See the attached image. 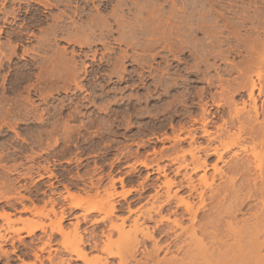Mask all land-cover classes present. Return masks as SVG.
Returning a JSON list of instances; mask_svg holds the SVG:
<instances>
[{"label": "rangeland", "instance_id": "obj_1", "mask_svg": "<svg viewBox=\"0 0 264 264\" xmlns=\"http://www.w3.org/2000/svg\"><path fill=\"white\" fill-rule=\"evenodd\" d=\"M8 1L6 0L3 6L0 0V42L3 43L1 47H5L4 44L8 45L10 41L11 44L22 41L18 45L17 55H13L10 61L2 58V61L7 60H4L0 67V210L4 208L6 211H13L12 219L29 218L32 222L49 224L50 219L54 218L52 214H49V219L41 215L34 217L28 212L17 211L21 208L17 198L21 195L35 197L37 199L35 205L40 209L47 196L52 195L58 202L54 208L59 211L62 202L59 194L66 195L63 185H67L70 191L76 193L77 196L73 201L79 204V207L66 218L63 223L66 227H70V222L75 221V215H79L81 219V226L79 225L81 230L88 228L87 230L90 231L93 228L94 231H98L97 234L100 230H106L111 223L118 224L120 222L118 218L106 215L109 204L113 202L116 205L115 215H130L129 220H125L122 234H126L127 229L132 230V219L135 217L140 228L148 227L151 231H156L153 226L155 220L161 219L160 228L163 226L162 229L168 231L170 226L168 227L167 224L175 217L182 218V227L189 225L188 215L184 212L187 202L195 207L204 206L200 214L206 217V220L204 217L203 220L209 227L211 226L208 230L216 234L217 242L224 241L223 250L234 241L237 242L240 238L235 232H229L232 228L227 225L230 223L236 225L235 222L250 219L251 213L256 210L254 207L256 201L250 198L245 200L248 204L242 205L241 210H229V205L230 209L231 204L233 207L232 201L228 200L229 197L223 198L222 201L218 199L217 201H220L218 203L215 197L213 199L210 189L206 188V183L211 182L214 174L212 165L215 162L220 172L215 173L213 181L215 187L223 186L222 184H225L227 178L232 175L230 165L235 161L246 160L251 166L247 180L245 176L236 175L235 189L245 188L246 183L251 185L249 179L252 177L257 182V175L264 170V111L258 115L256 121H249L247 117L249 105L242 104V101L247 99L246 92L239 91L231 96L230 92L226 94L222 90L230 80L235 86L234 77L237 73L232 64L242 65L243 53L249 57L240 38L249 43L255 36L250 28V21L245 19L244 26H240V18L252 17L255 13H259L264 24V0H146L140 12L138 9H133L132 5L131 7L124 5L125 0H108L110 4L105 9L101 8L102 0H93L95 2L45 0L53 4V6L47 5L46 8L32 0H21L23 2L19 0L20 3L14 0L13 4ZM140 1L143 3L144 0ZM70 5L78 8L74 9L72 6L71 8ZM95 5L99 9H95L97 8ZM65 8L69 9V15ZM144 8L147 9L143 10ZM5 9L7 11L3 13ZM83 9L87 13H84ZM12 10H15L13 12L17 15ZM61 10L65 11L63 13L66 15L61 14ZM60 11L61 19L55 21L53 18L59 15ZM74 13H77L78 17ZM70 15L74 18V23H78L75 24L76 26H82V23L84 25L87 22L89 24L93 18L94 21L99 20L101 15L102 18L107 19H103V23L108 24L109 27H104L106 29L103 28L101 33L98 32V28L95 27L96 30L93 27L95 33L87 29L90 34L83 32L82 35V32L76 31ZM121 15L123 25L120 22ZM91 24L94 25L95 22ZM56 27L58 30H55ZM72 27L76 32L69 29ZM236 28L237 31H233ZM14 31L22 32V34L19 32L21 36L23 35L19 41L16 40ZM123 31L127 33L125 36L121 34ZM130 31L135 33L132 36L133 40L128 35ZM72 32H74L73 36L76 33L81 36L78 38V35H75L77 41L83 39L81 45L74 41L75 37H71ZM263 32L260 43L255 45L258 55L256 54V61L248 68L249 73H264ZM55 33L57 36H54ZM86 34H88L86 38L90 40L84 39ZM99 36H104L102 44L96 42ZM41 39H47L45 42L49 41L44 43ZM238 45L243 51L240 57L231 52ZM26 47L30 50L23 54L22 51ZM63 50L67 58L75 59L77 71L79 70L76 80L67 81L61 77L55 78L54 75L47 78L41 75L43 76L41 78L40 74L37 75L43 71L45 74L50 73L53 66L56 69L59 66L58 74L63 75L68 66L58 63L56 66L53 62L54 58L56 60L61 56ZM94 50L96 53L92 59ZM84 52L88 53L86 59L82 55ZM124 52L127 56L120 64L117 59ZM82 64L88 66L84 68ZM23 74L25 77H22ZM38 76L40 78L36 80ZM18 81V90L14 91L12 86ZM262 84L264 87V81ZM202 103H206L205 107L212 117V122L207 126L211 140L201 135L199 127ZM66 126L69 127L67 130L70 131L69 136L64 131ZM55 139H57L56 144ZM210 142L212 145H209ZM205 145L212 147L217 145L221 150L224 146L225 152L220 161H217L214 155L207 158L208 167L202 177L203 172L197 166L206 159V154L202 150ZM32 163L34 167L30 173L35 182L33 184L31 180L20 177L27 172V167ZM42 166H48L49 169L45 170ZM7 168L12 169V172L7 173ZM50 172L53 173L51 177H49ZM40 174L42 177L39 176ZM234 175L233 173L231 177ZM111 178L115 182L114 185H111ZM23 184L29 191L24 189ZM91 184L94 186L90 187ZM128 189L129 192L126 191ZM200 191L204 195L202 198L199 196ZM227 193L231 194L230 191ZM6 195L12 196L9 201L13 202L17 210L5 205L6 199H1V196ZM167 197H170L167 210L161 214L155 213L160 203H163ZM69 201L71 200L67 199L64 203ZM229 202L231 204L227 205ZM23 203L32 206L28 200H23ZM226 205L230 211L228 213L225 212ZM245 207L248 209H244ZM128 208L132 209L130 214ZM49 209L50 205H45V212ZM87 209L91 212L87 214V220L83 221L82 213ZM174 210L178 213L175 214L176 216L173 214ZM149 213L152 214V220L147 219ZM205 213L212 217L207 218ZM108 217L112 220L110 221ZM93 220L96 222L91 223ZM22 226L21 222L7 225L5 220L0 218V232L6 238L5 242L0 240L1 248L10 251L8 259L0 255V264H22L32 261L31 250L26 247L31 244V238L26 237L24 231H20L19 237L24 241L22 242L19 241L18 234L10 231L11 228ZM46 229L48 234L49 227L47 226ZM174 231L184 235L179 228H172L168 235L155 232V239L161 242L160 244H169L171 250L163 248L164 250L157 254L159 260L162 257L163 259L172 256H178V259L180 256L182 259L185 257L183 254L185 248H178L184 245L180 242L184 236L180 235L182 238L179 240L175 238ZM41 236L43 237L44 234L36 232L34 240L36 246L40 243L36 238ZM138 237L144 242L145 247L143 243L142 246L139 245L140 248L138 247L132 258L123 249L125 238L121 233L113 232L109 244L113 245L109 247L113 255L107 259L112 264H118L119 259H122L121 261L127 259L126 261L131 264L140 260V262L146 261V251L151 250L152 241H143L141 235ZM59 239L60 237L56 236L52 242L60 241ZM114 239L116 240L113 241ZM241 240L243 242L247 240L246 244L241 242L243 251L239 253L234 249L236 254L232 255L230 247L227 248V252H221L219 249L220 252H216L219 258L215 254L217 257L213 256L212 264H218L215 260L220 261L219 264H245L242 262L247 259L250 261L245 255L250 250V240L247 238ZM206 241L209 239L204 242ZM244 246L248 248L245 249ZM13 247L16 249L12 253ZM94 254L96 255V253L89 254L97 258L91 264H97L99 260L103 261L106 256L103 253H98L97 256ZM197 256L201 258L202 255ZM243 256L246 259H243ZM201 260V263L207 264L203 257ZM248 260L246 264H249Z\"/></svg>", "mask_w": 264, "mask_h": 264}, {"label": "bare ground", "instance_id": "obj_2", "mask_svg": "<svg viewBox=\"0 0 264 264\" xmlns=\"http://www.w3.org/2000/svg\"><path fill=\"white\" fill-rule=\"evenodd\" d=\"M8 1V0H7ZM12 1L14 2V0H9L8 2H11L12 3ZM19 1V0H18ZM21 1V0H20ZM20 1H19V3H20ZM33 2H35V3H39L40 4V6L41 5H44V7L46 8L47 7V5L49 6H53V4H50L49 2L47 3V1L45 2V0L44 1H40V0H32ZM31 1V2H32ZM58 1V0H57ZM60 1V0H59ZM61 1H63V0H61ZM70 1V0H69ZM75 1V0H74ZM84 2H85V0H83ZM88 1H90V0H88ZM93 1V0H92ZM124 1V0H123ZM4 2H6V0H1V5H3L4 6ZM21 2H23V1H21ZM26 2V1H25ZM29 2V1H28ZM27 2V3H28ZM66 2V1H65ZM71 2V1H70ZM70 2H68L69 4H70ZM80 2H81V0H80ZM93 2H95V1H93ZM108 0H102L101 1V3H102V5H101V8H106L107 7V5H109L108 4ZM126 2V3H125ZM125 4L124 5H132L134 8L133 9H138L139 10V12L142 10V7L144 6V4H146V0H144L143 1V3L140 1V0H125ZM15 3V2H14ZM30 3V2H29ZM57 3V2H56ZM59 3V2H58ZM62 3V2H61ZM60 3V4H61ZM83 3V2H82ZM81 3V4H82ZM87 1H86V6H87ZM92 3V2H91ZM101 3H99V4H101ZM122 3V2H121ZM13 4V3H12ZM63 4H64V2H63ZM68 4V5H69ZM73 4V3H72ZM78 4V3H77ZM76 4V5H77ZM123 4H122V6H123ZM6 5V4H5ZM20 5V4H19ZM120 5V3H118V6ZM57 6V5H56ZM72 5H70V7H71ZM74 6H75V4H74ZM81 6V5H80ZM84 6H85V4H84ZM94 6V5H93ZM95 6H97V5H95ZM121 6V7H122ZM142 6V7H141ZM146 6V5H145ZM69 7V8H70ZM73 7V6H72ZM71 7V8H72ZM82 8H84L83 6H81ZM99 7H100V5H99ZM124 7V6H123ZM131 7V6H130ZM130 7H128L127 6V8H129L130 9ZM4 8H6V7H4ZM74 9L75 8H78V7H73ZM125 8V7H124ZM123 8V9H124ZM126 8V9H127ZM15 9V8H14ZM66 9V8H65ZM87 9V8H86ZM95 9H99L98 8V6H97V8L95 7ZM103 9V10H104ZM122 9V10H123ZM129 9H127V10H129ZM145 9H147V8H144L143 10H145ZM101 10V9H100ZM112 10H114V9H112ZM137 10V11H138ZM4 11L6 12L7 10L5 9V10H3V13H4ZM10 11V10H9ZM13 11H15V10H12V12ZM35 11V10H34ZM62 11V10H61ZM61 11L60 12H58L59 13V15H57V16H54L55 18H53L54 20L55 19H58V20H60L61 19V15H60V13H61ZM66 11L68 12V15H69V9L67 10L66 9ZM76 11V10H75ZM74 11V12H75ZM82 11V10H81ZM97 11V10H96ZM126 11V10H125ZM130 11V10H129ZM2 12V11H1ZM16 12H17V10H16ZM63 12H65V11H62V13L61 14H65L66 15V13H63ZM70 12H71V10H70ZM83 12H84V9H83ZM100 12V11H99ZM98 12V13H99ZM13 13H15V12H13ZM36 13V12H35ZM73 13V12H72ZM78 13V12H77ZM77 13H74V15H76ZM84 13H87V12H84ZM83 13V14H84ZM112 13H114L113 11H112ZM123 13H124V11H123ZM7 15H8V13H6ZM6 14H4L3 16L6 18ZM9 14H12V13H10L9 12ZM83 14H80V16L81 15H83ZM138 14V13H137ZM148 14H150V13H148ZM14 15V14H13ZM15 15H17L16 13H15ZM34 15V14H33ZM39 15V14H38ZM64 15V16H65ZM72 15V14H71ZM69 16V17H71V20L73 19V24H74V27L76 26L75 24H78V23H74V16L72 17V16ZM12 16V15H11ZM43 16V15H42ZM77 17H78V14L76 15ZM86 16V15H85ZM16 17V16H15ZM35 17V16H34ZM38 17V16H37ZM53 17V16H52ZM63 17V16H62ZM68 17V16H67ZM68 17V18H69ZM105 17V16H104ZM122 17V15L120 16V18ZM124 17V16H123ZM14 18V17H13ZM42 18V17H41ZM65 18V17H64ZM76 18V17H75ZM82 18H84V17H82ZM92 18H93V16H92ZM91 18V19H92ZM99 18L101 19H99V20H96V21H94V18L92 19L94 22H95V24H94V22L92 21V20H90V21H92L91 23H93L94 25H92L91 23H89V24H87V23H85L84 25H83V23H82V26H76V31L78 32V30L80 31V32H82V35H83V32H89V31H86L87 29L88 30H95L96 28H98L99 29V33H101L100 31L104 28V27H109V26H107L105 23H103L104 21H103V19L104 20H107V19H105V18H102L101 17V15H99ZM137 18V17H136ZM70 19V18H69ZM96 19V18H95ZM98 19V18H97ZM245 19H248L249 21H250V28L253 30V33H255V36L249 41V43H248V41L247 40H243L242 38H240L241 40V43H242V45H243V48H245L246 49V52H247V54L249 55V57H247V55L246 54H244L243 53V55H242V48L238 45V46H236V48L235 49H232V51L231 52H233L236 56H241L242 55V59H241V63H242V65L240 64V63H238V65L239 66H237V65H235V63H233L232 64V66H233V68H235V71H236V73H237V76L236 77H234L235 79V81H234V83H235V86L233 85V84H231V80H230V83L228 82V85L227 86H224V87H222V90H224L225 92H226V94H227V92H230L231 93V96L233 95V94H235L236 92L238 93L239 91H241V92H246V95H247V99L245 100V101H242L243 103V105L245 106V103L246 104H248L249 105V110L247 111V117H248V119H249V121H256L257 120V118H258V115H260V114H262L263 113V111H264V100H263V97L264 96H261V95H264V87H263V84H262V82L264 81V73H262V72H256V73H249V71H248V68L252 65V63H254V61H256V57H257V55H258V51L256 50V46L255 45H257V44H259L260 43V41H261V32L262 31H264V24H262L263 23V21H262V16H261V14H259V13H255L254 14V16H252V17H241L240 18V26L242 25V26H244V21H245ZM35 20H37V18L35 19ZM42 20V19H41ZM57 20V21H58ZM66 20V19H65ZM116 20H118V19H116ZM122 20V18L120 19V22L122 23L123 21H121ZM40 21V20H39ZM56 21V20H55ZM63 21H64V19H63ZM145 21V20H144ZM151 21V20H150ZM34 22V21H33ZM60 22V21H59ZM72 22V21H71ZM106 22V21H105ZM146 22H147V20H146ZM145 22V25H147V23ZM36 23V22H35ZM61 23V22H60ZM59 23V24H60ZM62 23H64V22H62ZM107 23V22H106ZM121 23H120V25H121ZM37 24V23H36ZM57 24H58V22H57ZM56 24V25H57ZM55 25V26H56ZM80 25V24H79ZM106 25V26H105ZM122 25H123V23H122ZM121 25V26H122ZM73 26V25H72ZM95 29H94V28ZM141 27V26H140ZM61 28V27H60ZM64 28V27H63ZM66 28V27H65ZM67 28H68V26H67ZM93 28V29H92ZM69 29H75V28H69ZM68 29V30H69ZM104 29H106V28H104ZM261 29H262V31H261ZM55 30H58L57 29V27H56V29ZM65 30H67V29H65ZM91 30H90V32H91ZM97 30V29H96ZM108 30V29H107ZM237 31V28L236 29H234L233 31ZM1 31V30H0ZM75 30H74V32H76ZM15 32V31H14ZM21 34H22V32L21 31H19ZM16 33L15 32V38H16V40L17 41H19L20 40V38L23 36H21V34L20 33ZM74 32H72L71 33V37H75L76 38V36L78 35V33H76L74 36H73V34H74ZM79 32V34H81ZM90 32H89V34H90ZM104 32V31H103ZM54 33V32H53ZM63 33V31L61 32V34ZM65 34H66V31L64 32ZM68 33V32H67ZM92 33V32H91ZM94 33H95V31H94ZM98 33V34H99ZM264 33V32H263ZM13 35H14V33H12ZM85 34V33H84ZM122 34V36H125L127 33H125L124 31L121 33ZM236 34H238L237 32H236ZM1 35V34H0ZM28 35V34H27ZM32 35V34H31ZM56 35V33L54 34V36ZM87 36H84V39H88V38H86V37H88V34H86ZM93 36H95L94 34H92ZM91 35V36H92ZM107 35V34H106ZM128 35L129 36H134L135 35V33L133 32V31H130V32H128ZM36 36V35H35ZM57 36V35H56ZM90 36V37H91ZM96 36H98V35H96ZM95 36V37H96ZM81 36H79L78 35V38H80ZM83 37V36H82ZM94 37V38H95ZM104 37V36H103ZM103 37H98L97 39H96V42H98V44L100 43V44H102V42L104 41L103 39ZM44 38H45V36H44ZM103 38V39H102ZM135 38V37H134ZM11 39H14V38H11ZM25 39V38H24ZM42 41H44V43H47V42H45V40H47V39H45V40H43V39H41ZM83 40V39H82ZM81 40V41H82ZM88 40H90V38L88 39ZM131 40H133V37H132V39ZM130 40V41H131ZM7 41H9V39L7 40ZM22 41V40H21ZM20 41V42H21ZM71 41V40H70ZM76 43H78V44H80L81 43V41L80 40H78L77 41V38L74 40ZM85 41V40H84ZM93 41V40H92ZM247 41V42H246ZM11 42V41H10ZM8 43V45L7 44H4V45H6L5 47H1V45L3 44L2 42H0V67H1V64L3 63V61L4 60H9L13 55H17V49L19 48L18 47V45H19V43L20 42H15V43H13V44H11V43ZM13 42H14V40H13ZM67 42H69V40L67 41ZM87 43L88 42H90V41H86ZM94 43H95V41H93ZM5 43V42H4ZM42 43V42H41ZM82 43H85V42H82ZM218 43V42H217ZM21 44V43H20ZM90 44V43H89ZM134 44V43H133ZM39 45V44H38ZM44 45V44H43ZM48 45V44H47ZM81 45V44H80ZM149 45V44H148ZM3 46V45H2ZM33 46V45H32ZM42 46V45H41ZM91 46V45H90ZM43 47V46H42ZM108 47V46H107ZM2 48V49H1ZM245 49H244V51H245ZM27 50H30L29 48L27 49V47L22 51V53L23 54H25L26 53V51ZM64 50H65V48H64ZM63 50V52L60 54L61 56L59 57L58 55H56V56H58L59 58H57L56 60H55V58H54V65H56V66H58V64H61L62 66L64 65V66H68V69H66L67 71H65V73H63V75H60L59 76V72H58V69H59V66H58V68L56 69V67L55 66H53L52 68H53V70H54V74H53V70L52 71H50V73L49 72H46V74L44 73V71L43 72H41V73H38L37 75H39L40 74V76L41 75H43V76H45L46 78L47 77H49L50 75L51 76H53V77H55V78H59L60 79V77L61 78H63L64 80H67L68 81V79H70V80H76V75H78L77 73H78V71H77V69L78 68H76V62H75V59L74 60H72L73 59V57L71 58L70 57V59H69V57L67 58L66 57V54H65V51ZM33 51H34V49H33ZM73 52V51H72ZM217 52V51H216ZM245 52V53H246ZM36 53H38V52H36ZM95 53H96V50H94V52H93V54H92V59L94 58V55H95ZM221 52H219V54H220ZM104 54V53H103ZM122 54V53H121ZM257 54V55H256ZM21 55V54H20ZM73 55V54H72ZM74 55H76V54H74ZM79 55V54H78ZM83 57H85V59H86V56L88 55V53H86V52H84L83 54ZM81 55V56H82ZM119 55V54H118ZM256 55V56H255ZM90 56V55H89ZM126 53L124 52V54H122L117 60L120 62V64L126 59ZM80 57V56H79ZM2 58H7V59H4L3 61H2ZM100 59V58H99ZM83 59H81V61H82ZM10 61V60H9ZM84 61H82V63H83ZM56 63H58V64H56ZM86 63V62H85ZM5 64V63H4ZM45 64V63H44ZM87 64V63H86ZM85 64V65H86ZM48 66V65H47ZM69 66H72L71 68L69 67ZM82 66H83V64H82ZM88 66V65H87ZM87 66H83L84 68L85 67H87ZM123 66V65H122ZM4 67V66H3ZM49 67V66H48ZM77 67H78V65H77ZM41 68V67H40ZM60 68H62V67H60ZM40 71H42V70H40ZM46 71V70H45ZM58 74V75H57ZM62 74V73H61ZM28 75V74H27ZM43 76H41V78H43ZM57 76H59V77H57ZM22 77H25L24 76V74H23V76ZM37 78H40L39 76L38 77H36V80H37ZM52 78V77H51ZM233 78V77H232ZM21 79V78H20ZM5 79H3V81H4ZM233 80V79H232ZM44 81H45V79H44ZM56 82V81H55ZM233 82V81H232ZM3 85V84H2ZM18 86H19V81L18 82H15V86L13 85L12 86V89L15 91H17L18 90ZM37 87V86H36ZM34 89V88H33ZM223 91V92H224ZM256 91H257V93H256ZM230 93H228L229 94V96H230ZM3 95V94H2ZM203 97V96H202ZM233 101V100H232ZM28 102H30V99H28ZM232 103H234V101L232 102ZM235 105V104H234ZM206 103H202V105H201V115H200V119H199V123H200V128H201V135L202 136H205V137H208L207 138V140H211V137H209L210 136V131L207 129V126H208V124L210 123V122H212V117H210V115L208 114V109H206ZM29 112V111H28ZM210 117V118H209ZM223 122H224V120H223ZM68 126H66L65 127V129H64V131H66V135L67 136H69L70 135V131H67L68 130ZM193 131V130H192ZM195 131V130H194ZM18 134V133H17ZM189 134H191V133H189ZM194 135V134H193ZM193 135H192V139H193ZM68 138V137H67ZM207 142H209V141H207ZM54 143L56 144L57 143V139H55L54 140ZM212 142H210L209 143V145L211 144ZM202 145V144H201ZM209 145H205V147L202 149L204 152H205V158L206 159H204V160H202V162H200V164L197 166L198 168H200L201 170H202V172H203V174H202V177H204V175H205V173H206V168L208 167V163H207V158L208 157H210V156H216V160L217 161H220V160H222L223 159V156H224V149H225V147L223 146L222 147V150H221V148H219L217 145H214L213 147L212 146H209ZM212 145V144H211ZM203 146H204V144H203ZM200 147H202V146H200ZM235 161V160H234ZM217 162H215L213 165H212V168H213V175H212V178H211V182L210 183H206L207 184V187L206 188H208V189H210V191L212 192V196H213V199H214V197L216 198V201L218 200V199H221V201L223 200V198H225L226 199V197H229L228 198V200L229 201H232L231 203H233V207H232V204L229 202L227 205H229V204H231V209H230V205H229V210H232V211H236V210H239L240 209V207L242 206V205H245L246 204V202H245V200L247 201V199H254L256 202H255V212L254 213H251V215H250V219H245V220H241V221H239V222H235V224L237 225V227H235L236 225H234V224H232V223H230V225H227L230 229H231V231H229V229H228V231L229 232H235V235L237 236V237H239L240 239L236 242V241H234L233 243H231L230 244V249H229V247H227L229 250H232L231 252H233V254L232 255H235L236 253H234V249L237 251V252H241V251H243V246H242V244L245 242V241H247V240H245L244 242L241 240V239H245V238H247L248 240H250V244H251V246H249L250 247V250H248V252H247V250H246V256L247 257H249V259H250V261H249V264H259L260 262H262L263 264H264V253H262V251L264 250V170L263 171H261L257 176H258V180H257V182H256V179L255 178H253L252 177V179H249V182H250V184L251 185H247V183H246V187L244 188H237L236 186V188L237 189H235L234 188V180H235V177H236V175H242V176H245V178H246V180H247V175H249V173H250V171H251V166H250V163L248 162V161H246V160H244V161H238V162H233V164H231L230 165V170H231V172H233L235 175H234V177H231V176H233V173H232V175L231 176H229V175H227V173H226V175L227 176H229L228 178H227V180L224 182L225 184H222L223 186H220V187H217V185H216V187L213 185V181H214V176H215V173H218L219 172V167L217 166V164H216ZM33 167H34V164L32 163L31 165H29L28 167H27V172L25 173V174H23V175H21L20 177H22V178H24V179H29V180H31L30 182L33 184V183H35L34 181H33V178H32V175H31V171H32V169H33ZM40 167V166H39ZM45 170H48L49 168H48V166H42ZM12 172V169H10V168H8L7 169V173H11ZM220 173V172H219ZM228 173H229V171H228ZM53 175V173L52 172H50L49 173V177H51ZM40 177H42V175L40 174L39 175ZM19 177V178H20ZM223 177V176H222ZM225 178V177H224ZM15 179V178H14ZM112 179V178H111ZM121 179V178H120ZM237 179V178H236ZM225 180V179H224ZM123 181V180H122ZM251 181H253L252 183H251ZM8 182V181H7ZM121 182V181H120ZM248 182V183H249ZM114 180L112 179V181H111V185H114ZM123 183V182H122ZM11 185H12V183H10ZM10 184H8V186L10 185ZM236 184V183H235ZM10 185V187H11V189H14L13 188V186H11ZM50 185H52L51 183H50ZM214 187H213V186ZM7 186V185H6ZM92 186H94L93 184H91L90 185V187H92ZM23 187H24V189L25 190H28L27 189V187H26V185L25 184H23ZM63 187H64V190H65V192H66V195H62V194H59V196H60V198H61V205H60V208L58 209L59 211H57L54 207L58 204V202L56 201V199L54 198V196H52V195H49V196H47V199L46 200H44L43 201V205H42V207L39 209V208H37L36 207V203H35V200H37L35 197H31V196H24V195H21L20 197H18L17 198V203H19V204H21V210L20 209H18L20 212H28V213H30L32 216H34V217H36V216H39L40 217V215L41 216H43V217H47V218H49L50 219V217H49V214H52V216L54 217L53 219H50V222H49V224H43V223H37V222H32L29 218L27 219V218H21V217H16V219H12L11 218V214H12V212H9V211H6V210H4V208L2 209V210H0V218H2V219H4L5 220V222H6V224L7 225H10V224H13V223H15V222H21L22 224H23V226L21 227V228H11L10 229V231L11 232H14V233H16V234H18V239H19V241H22L23 240V238L22 237H19V232L20 231H24L25 232V236L26 237H30L31 238V240H30V243L31 244H29V246H26V247H28L31 251V255H32V261L31 262H29V263H24L23 261V263L22 264H91V262L93 261L94 262V259H96L97 260V258H95V257H93V256H89V254H91V253H96V255L95 256H97L98 255V253H103V254H105L103 257H104V259H103V261H101V260H99L98 261V263L97 264H112L108 259H107V257L108 258H110L113 254L110 252V249H109V247H111V246H113V245H109L110 243H111V237H112V233L113 232H117L118 234H120L121 233V236L123 237V238H125L124 239V243L122 242V240H119L120 241V243H123V249L126 251V253L128 254V256H130V257H134V255L136 254V251H138V247H139V245H141L142 246V243H143V246H144V242H141L139 239H140V237H138V235H141V239L143 238V241H145V240H151L152 241V244H150V245H152V247H151V250H145L146 251V257H147V260L146 261H144V262H136L135 264H200L201 262H200V260L202 259V257L204 258V262H205V260H206V262L205 263H207V264H212V261L214 260L213 259V256L216 254H218V253H216V252H227V248H226V250L224 249H222L223 248V245H224V241H220V242H217L218 241V239H216V238H218V237H216L213 233H212V231L210 232L208 229L209 228H211V226L209 227L208 225H207V223H205L204 221L206 220V217H204V215H202V213L200 214V212H201V210H202V208L204 207L203 205L202 206H197V207H195V206H193V204L191 205V203H187L186 202V204H185V207H184V212L188 215V219H189V225L187 226V227H182V224H181V219H179V218H174V219H172L171 220V225H168V224H170V223H168L167 224V226L169 227V229H168V231H165V230H163L162 229V227L163 226H161V228H160V224L162 223V220L161 219H156V220H158V221H156L155 219V225H153L154 227H155V229H156V231L158 232L159 231V233H162L163 235H168L170 232V230H172V228H179V229H181V231L184 233V235L181 233V234H177L175 231V238L177 237L179 240H180V242H182V244H184V245H180L178 248L179 249H184V251H185V253H183L184 254V258L182 259L181 258V256L179 257L180 259H178V256L177 257H175V256H172L171 258H165V259H163V257L161 258V260H159L158 258H157V254L160 252V251H162V250H164L163 248H165V249H169L170 247H169V244H160L156 239H155V237H154V234H155V230L154 231H151V230H149L148 229V227H146V228H140L139 226L140 225H137V218L135 217L134 219H132V224H133V228H132V230H131V228L128 230H126V231H128L126 234H122V230H123V226H124V223H125V220L127 219V220H129V218H128V216H130V215H125V216H118V215H115V211H116V205L112 202V203H110L109 204V206H108V209H107V211H106V215H109V217H112V215L117 219H119L120 220V222H118V224H115V223H111L108 227H106L107 229L106 230H100L99 232V234H97L96 232H98L97 230L96 231H94L93 230V228H91V232L90 231H88L89 229L88 228H83L82 230H81V228H80V218H79V215H75L74 216V218H75V221L74 222H70V227H66L63 223L65 222V220H66V218L68 217V215L71 213V212H73V210L74 209H77L78 207H79V204H77L76 202H74L73 201V198H75L77 195H76V193H74V191H70L71 189H70V187H68L67 185H63ZM28 188H29V186H28ZM10 189V188H9ZM92 189V188H91ZM93 189H95V187L93 188ZM98 189V188H97ZM229 189H232V190H229ZM29 191V190H28ZM127 192H129L130 191V189H128V190H126ZM125 191V192H126ZM203 191V190H202ZM202 191H200V193H199V196H200V198H202V196H204L203 195V192ZM228 191H230L231 192V194H228L227 192ZM76 192V191H75ZM126 192V193H127ZM17 193H19L18 191H17ZM205 193V192H204ZM58 195V194H57ZM12 197V196H11ZM11 197H9V196H1V199L2 198H4V199H6V203H5V205H9V207L10 208H12V209H14V210H17V207L16 208H14V205H13V202L11 203V201H9L10 200V198ZM16 197H14V199H15ZM209 198H212V197H209ZM12 199V198H11ZM67 199H70L71 201H69V203H64V201L65 200H67ZM170 197H167L164 201H163V203H160V205L158 206V208L156 209V211H155V213H157V214H161L164 210H167L166 209V206L168 205V203L170 202ZM205 199V198H204ZM212 199V200H213ZM23 200H28L31 204H32V206L30 207V206H28V205H24V203H23ZM228 200H226V201H228ZM14 201V200H13ZM60 202V201H59ZM218 202V201H217ZM220 202V201H219ZM218 202V203H219ZM248 202H249V200H248ZM254 202V201H253ZM64 203V204H63ZM250 203V202H249ZM47 204H49L50 205V209L47 211V212H45V210H44V207H45V205H47ZM248 204V203H247ZM246 204V205H247ZM201 205V204H200ZM226 205V206H227ZM251 205H253V204H251ZM3 207V206H2ZM5 207V206H4ZM251 207V206H250ZM247 207H245L244 209H246ZM252 208V207H251ZM11 209V210H12ZM227 210L225 211V212H230V211H228V206H227V208H226ZM242 209V208H241ZM240 209V210H241ZM248 209V208H247ZM8 210V209H7ZM132 209H129L128 208V213L130 214L132 211H131ZM249 210H250V208H249ZM172 211V210H171ZM231 211V212H232ZM15 212V211H14ZM90 210L89 209H87L84 213H82L83 214V216H82V220L83 221H86L87 220V214H90ZM204 212V211H203ZM172 213V212H171ZM177 213V211L176 210H174L173 211V214L175 215ZM183 213V212H182ZM81 214V215H82ZM178 214V213H177ZM207 214H209V213H207ZM214 214V213H213ZM231 214V213H230ZM71 215V214H70ZM111 215V216H110ZM152 214H147V219L148 220H152V216H151ZM173 215V216H174ZM205 215H206V213H205ZM176 216V215H175ZM186 216V215H185ZM207 216V215H206ZM209 216H210V214H209ZM207 216V218H211L212 216ZM236 216V215H235ZM106 217V216H105ZM108 217V218H109ZM178 217V216H177ZM180 217V216H179ZM203 217L205 218V220H203ZM115 218H113V219H115ZM169 218V217H168ZM235 217H232V219H234ZM246 218V217H245ZM248 218V217H247ZM188 219H187V221H188ZM109 220H110V218H109ZM112 220V219H111ZM110 220V221H111ZM229 220V219H228ZM167 221V220H166ZM233 221V220H232ZM96 222V220H93L91 223H95ZM115 222H117V221H115ZM161 222V223H160ZM182 222H183V220H182ZM216 222V221H215ZM247 222V223H246ZM160 223V224H159ZM228 223V222H227ZM226 223V224H227ZM131 224V225H132ZM218 224H220V223H218ZM80 225V226H79ZM232 225H234V226H232ZM238 225H240V227H238ZM49 227V232H48V234L46 233V227ZM222 226V225H221ZM227 227V228H228ZM8 228H9V226H8ZM167 228V227H166ZM225 228H226V226H225ZM88 229V230H87ZM152 229V228H151ZM131 230V231H130ZM217 230V229H216ZM36 232H41L42 233V235L44 234V236L42 237H38V238H36V240H37V242H40L39 243V246H36L35 244H36V242L34 241L35 240V234H36ZM137 232H139V234L137 233ZM180 232V231H179ZM216 232V231H215ZM227 232V231H226ZM172 233V234H173ZM218 233H220L219 231H218ZM225 233V232H224ZM231 234V233H230ZM229 234V235H230ZM123 235H125V236H123ZM180 235H182V237H180ZM219 235V234H218ZM226 235H228V234H226ZM56 236H59L60 237V241H56V242H52V239H54V237H56ZM235 236V237H236ZM99 239H98V238ZM230 237V236H229ZM44 238V239H43ZM119 238V237H118ZM206 239H209V241H206V242H204ZM223 239V238H222ZM228 239V238H227ZM0 240L2 241V242H5L6 241V238L1 234V232H0ZM116 239H114L113 241H115ZM230 240H231V238H230ZM237 240V239H236ZM14 242V241H13ZM22 242H24V241H22ZM147 242V241H146ZM209 242V244H206V243H208ZM225 242H226V240H225ZM231 242H232V240H231ZM236 242V243H235ZM241 242H243L242 244H241ZM12 243V242H11ZM165 243H167V242H165ZM171 243V242H170ZM173 243V242H172ZM24 244V243H23ZM178 244V243H177ZM177 244H176V247H177ZM245 244H246V242H245ZM27 245H28V243H27ZM54 245H56L55 247H54ZM147 245V244H146ZM164 245V246H163ZM173 245V244H172ZM171 245V246H172ZM208 247H207V246ZM226 245H227V243H226ZM248 245V244H247ZM12 246H13V243H12ZM11 246V247H12ZM24 246V245H23ZM33 246V247H32ZM121 246V245H120ZM228 246V245H227ZM246 246V245H245ZM244 246V248L245 249H247L248 247H245ZM31 247H32V249H31ZM145 247V246H144ZM147 247V246H146ZM140 248V247H139ZM15 249H16V247H15ZM14 247H13V250H11V252L13 253L14 252ZM121 249H122V246H121ZM150 249V248H149ZM219 249H220V251H219ZM222 249V250H221ZM26 250H28V249H26ZM170 250V249H169ZM113 251V250H112ZM171 251V250H170ZM176 251V250H175ZM29 252V253H30ZM143 252V251H142ZM230 252V251H229ZM230 252V253H231ZM44 253H45V255H44ZM230 253H228V254H230ZM238 253V254H239ZM9 254H10V251H8V250H3L2 248H1V242H0V255H3V256H5L4 257V259L5 258H7L8 259V256H9ZM182 254V255H183ZM225 254H227V253H225ZM30 255V256H31ZM100 255V254H99ZM197 255H202L201 256V258H199ZM215 255V256H216ZM240 255V254H239ZM244 255V254H243ZM244 255V256H245ZM17 256V255H16ZM29 256V255H28ZM218 256V255H217ZM216 256V257H217ZM222 256V255H221ZM224 256V255H223ZM241 256V255H240ZM243 256V259H246L245 257ZM91 257V258H90ZM198 257V258H197ZM216 257H215V259H216ZM121 258V257H120ZM123 258V257H122ZM218 258H219V256H218ZM235 258H237V257H235ZM241 257H239L238 259L241 261V259H240ZM92 259V260H91ZM229 259H231V256H230V258ZM22 260V259H21ZM111 260V259H110ZM120 261H119V263L118 264H131L130 262H128V261H126V260H124L123 259V261H121L122 259H119ZM135 260V259H134ZM197 260H199V261H197ZM247 260H245V262H242V263H245L246 264V261ZM202 261V260H201ZM239 261V262H240ZM200 262V263H199ZM203 262V261H202ZM215 262L216 263H218L219 264V262L218 261H216L215 260ZM114 263V262H113ZM93 264V263H92ZM201 264H203V263H201Z\"/></svg>", "mask_w": 264, "mask_h": 264}, {"label": "flooded vegetation", "instance_id": "obj_3", "mask_svg": "<svg viewBox=\"0 0 264 264\" xmlns=\"http://www.w3.org/2000/svg\"><path fill=\"white\" fill-rule=\"evenodd\" d=\"M8 169V168H7ZM7 169H6V171H7ZM17 211H19V210H17Z\"/></svg>", "mask_w": 264, "mask_h": 264}]
</instances>
